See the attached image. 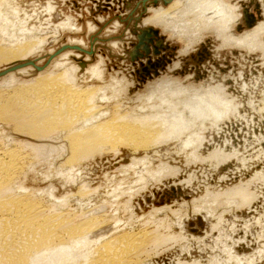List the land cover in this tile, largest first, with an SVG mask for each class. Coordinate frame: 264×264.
<instances>
[{"label":"rangeland","instance_id":"1","mask_svg":"<svg viewBox=\"0 0 264 264\" xmlns=\"http://www.w3.org/2000/svg\"><path fill=\"white\" fill-rule=\"evenodd\" d=\"M21 1H23L21 6L27 10L26 12L33 11V14L42 12L40 10L43 9V5L45 11L42 13L41 22L49 23V31H53L52 26L56 28L65 22H68L69 25H64L60 28L61 30L58 29L57 34L51 33V35H58H52L55 40L52 37L53 42H49L50 39L44 49L39 48L38 51H41L38 55L29 57L34 61V65L43 69L37 72L36 66L25 65L10 72L14 73L17 80H31L42 71L47 70L62 71L61 66L65 69L68 66L74 68L76 75H79L83 70L84 77L81 79L83 82L79 85L104 86L105 97L103 98H109V101L105 102L97 99V104L103 105L102 110H109L108 116L104 115L102 120L106 121L114 115V104H119L120 112V108L123 106L128 111L137 112L141 110L146 112L153 107V113L160 116L164 115L169 118L173 112L174 116L171 117L173 124L176 123L175 129H177L173 132L174 136L172 134L170 137V139L174 137V140L169 139L167 144L160 145H165L161 151L159 148H154L152 151L134 153L132 150L135 146H126V144L121 146L115 142L113 147L117 149L116 151L104 150L89 160H86L85 157L82 162H79L80 168L71 167L70 162L74 161L71 158L70 150L69 155L65 151L59 155L54 153L52 159L46 160L48 162H41L36 167V171L55 170V173L52 172L50 177L48 174L47 179L40 174L29 187H33L32 190L42 187L44 189L52 184L50 189L53 191V196L56 199H61L76 191L77 187L74 184L85 182L90 190L99 188L91 190L90 201L83 204L84 210L88 212L90 207L87 205H94L93 207L99 213L107 214L112 224L115 222L118 225L119 231L122 229L136 230L146 224L149 226L148 221L164 220L165 218L164 222L167 223L165 228L168 227V229L160 228V232L165 231L173 235L182 232V235L186 236L183 237L187 241L185 239L170 240L167 244L156 246L155 251H157L151 255L149 260L145 261V264H177L178 262L183 264H264V33L255 36L260 44L254 42H250L252 43L250 44V36H248L252 34L249 33L251 29L259 23H264V12L261 13L262 19L258 20L253 28H244L238 31L237 25L242 24L241 11L245 18L246 13L255 14L257 10L253 4H247L245 7L241 5L250 0H218L219 3L222 2L221 4L217 0H184V2L181 0L180 4L182 5H175L168 10V14L175 17H171V19L169 15H166L164 18H155L154 20L157 22L154 24L152 22L153 9L160 8V6L166 8L169 4L156 7L146 5V11L141 13L142 10H139L141 16L137 25L142 22L143 28L158 29L159 35L165 39L164 42L168 46H176V48H174L175 51L166 50L163 53L164 61L170 62L171 60L168 64L165 62L164 70L163 68L158 70L157 68L162 65L156 63L153 73L149 69V72L145 74L137 66H146L147 60L150 59L141 61L142 63L137 66L136 63L127 64L123 60V50H130L129 54L132 53L133 45L137 42L131 41L132 38L129 37L131 32L127 27L139 13L136 12L135 4L130 6L132 0H18L16 4ZM254 1L261 4L259 0ZM33 2L38 4L35 5ZM229 5L232 7L230 11L223 10L225 6ZM35 6L37 7L35 8ZM39 7L42 9L38 11ZM262 9L264 11V5ZM184 11L186 12L184 13ZM232 13L235 15L234 17ZM200 15L202 17H199ZM27 23L29 25V22ZM34 24L32 23V25ZM172 27L179 31L176 35H172ZM47 34L50 35V32ZM167 38L169 42H166ZM187 38L189 39L186 40ZM207 40L210 41V59L200 65L201 71L205 70V75L197 78L194 70L181 74L180 71L184 67L182 59L186 60L190 54L196 53L199 46L206 43ZM154 43L158 44L155 40ZM65 44L79 46L91 53L65 49L54 55L58 48ZM149 47L152 50L151 45ZM139 51L143 52L142 49ZM200 52L199 50V54ZM168 53H172L173 56L168 58ZM50 55L53 56L50 58ZM145 55L144 52L143 56ZM151 55V58L154 57L153 54ZM138 58L142 59L141 56ZM15 60L19 59H9L4 61V64ZM134 65L135 67H133ZM95 67L102 73L100 76L91 77L90 74ZM21 69H26L28 72H19ZM137 70L141 72L140 75ZM163 81H166L164 86L160 83ZM154 84L159 87L154 88L153 96L149 94L151 89L149 87ZM211 89H219L215 93L222 94L223 102L220 101L219 104L209 96L210 101H207L206 97L203 100L202 98L198 99L201 97L200 93L206 96L208 95L207 91ZM162 95L164 96L162 97ZM184 99L189 101L184 103ZM188 105L190 106L188 107ZM18 118H21L23 123L22 130H18V132H25L30 138L48 129L55 130V127L48 123V125L33 126L39 118L36 113ZM4 124L9 127V131H14V123L4 122ZM30 125L32 126L30 127ZM63 131L69 132L64 129L61 132ZM175 136L178 137L175 138ZM141 150L144 149L141 148ZM147 156H150L151 159H148ZM57 161H61V164L53 167L52 165ZM66 166L70 168V171L64 179L62 176L66 174ZM73 174L78 176L73 177ZM42 178H44L43 181ZM143 179L144 181H142ZM137 182L138 184L142 182V184L138 185ZM176 189L186 192L182 195H173L172 198L166 197L167 199H162L160 202L145 200V196L153 198V193L156 191L167 190L175 194ZM117 190L121 191L117 192ZM235 190H246L248 195L246 194L245 197L251 202H241L237 198L234 200L228 198V200L227 197H224L227 192L234 193ZM95 191L96 193H94ZM152 209L153 214H151ZM102 211L104 212L102 213ZM172 211L177 212L175 214ZM122 232L124 231L119 233Z\"/></svg>","mask_w":264,"mask_h":264},{"label":"bare ground","instance_id":"2","mask_svg":"<svg viewBox=\"0 0 264 264\" xmlns=\"http://www.w3.org/2000/svg\"><path fill=\"white\" fill-rule=\"evenodd\" d=\"M17 1L18 0H0V64L3 63L2 66H0V72H3L0 75V116H1L0 118V264H145V261L149 260L150 257H152L151 255L157 251V250L155 251V249L157 248L156 246L159 247V244L160 245L167 244V242L170 240L172 241V240L185 239L184 237L186 236L182 235V232L177 233V235H173L172 233L165 231L160 232L161 230L160 228L164 229L165 224H167L164 222L165 218L164 220L157 219L156 221L153 220L150 222L148 221V223H150L149 226L147 224L145 226L144 223L143 224L144 226L141 225L142 227L141 228L139 227L136 230L122 229L121 231L124 232L119 233L121 231H119L118 225L115 222L113 224L111 223L112 221L107 217V214L103 213L105 210L102 211L103 214H101L97 211L95 207H93L94 205L91 206L90 204L87 205L88 207H90L88 209L89 211L87 212L86 210H84L85 206L83 204L90 201L89 194L93 190L99 188V187H96V189L91 188L92 190L91 191L90 188H88V184H86L85 182H80L77 184L73 183L77 187L76 191L75 192L73 191V193L71 192L69 196L63 197L61 199L60 198L56 199L53 196V191L52 189H50L52 184L51 185L49 184V186L47 185L48 189L47 188L42 189L43 187L41 186L42 188H36L32 190L31 188L33 187H29V186L33 184L32 183L33 181H36V179L38 178V176H40V174L44 175L45 176L44 178L47 179L48 174L50 177V174L52 172L55 173V170L54 171L51 170L50 172H42L41 170L36 171L37 169L36 167L39 166L41 162H45L46 160L52 159L51 157L54 153H57V155H59L62 153V151H65L69 155V150H70L71 158L75 162V163L70 162L71 167L80 168L81 166L79 165V162H82V160H84L85 157L87 158L86 160H89L92 156H95V154H101L104 150L111 149L112 151L114 150L116 151L117 149L113 147V144L115 142L121 144V146H124L125 144L126 146H131V145L135 146L134 150H132L134 153L140 151L148 152L150 150L151 151L154 150V148L156 149L159 148V150L161 151L163 148H165L163 147L165 145L163 146L160 145L167 144L171 139L174 140V137L170 139L174 130H177L175 129L174 126L176 123L173 124V119H172L174 114H172L173 112H171L172 117L169 116V118L168 116H164V115L160 116L159 114L157 115L153 113V107H151V109H149L146 112L143 110L137 112L133 110L128 111L126 110L127 108L123 106L124 108L123 107L120 108L121 109L120 112L119 104H114L113 106L114 115L109 119H107L106 121L102 120L103 116L107 115L109 112V110L101 109L103 105H101L100 103L99 105L97 104L98 98L104 102L109 99L108 97L103 98L105 97L104 86L86 85V84L79 85L82 84L83 82V80L81 79H83L84 77L83 76L84 73H82L84 71L82 70V72H80L79 75H76L74 73V68L69 66L66 69L61 66L60 69H62V71L61 70L42 71L40 74L36 75L34 79L31 80H27V81L17 80L18 78L14 75V73H10V72L19 69L21 67H24L25 65L33 66L35 63L33 60H30L29 57H32L33 55L36 54L38 55V53H40L41 51V50L38 51L39 48L44 49L45 45L48 43L50 39L51 40L49 42H53L55 40L53 36H58V35H53V34L55 33L57 34L58 29L61 30L60 28L64 27V25L65 26L69 25L68 22H65L66 24L65 23L60 24L56 28L55 26L54 27L52 26L53 28L51 27V29L53 31H49L48 30L50 26L48 25L49 23L47 24L41 22V18L43 17L42 13L43 11H45L43 10L44 9L43 5H42L43 9L40 7L38 9V11L42 9L40 10L42 12L33 14L32 13L33 11L26 12L27 10H25V8L21 6L22 5L21 3H23V1L16 4ZM132 1L133 2H131L130 6H134L135 4L136 7L135 9H137L136 10L137 13L139 12V10H142L141 13L146 11V5L147 6L153 5V7H156L158 5L167 6L169 4L166 8H161L160 6V8L158 7L153 9L154 17L152 18L153 21L151 20L153 24L157 22L156 20H154L155 18L160 19V18H164V16L166 15L168 16L169 9H171L175 5L180 4V2L182 3L181 0H132ZM259 1H261V4L259 2H255L254 0H250L249 2L247 1L241 4L244 7L247 4H253V6L254 5L256 6L257 10L255 11V14H252L251 12V15H253L255 18V21L251 25H249L245 21L244 14L241 11L242 24L237 25L238 31H241L244 28L251 29L256 25L258 20L262 19L261 13L264 12L262 9L264 5V0H259ZM33 3L35 4V2ZM201 6H203V4ZM36 7L37 6H35V8ZM175 9L177 10V8ZM230 9H232V7L229 5V6H225L223 10L230 11ZM177 12L179 13V11ZM185 12L186 11H184V13ZM133 13L136 14L135 12ZM195 15L197 14L195 13ZM140 16L141 14L139 12L138 15L136 14V16L134 17V21L132 23L129 22L127 26L128 30H130L131 32V35L129 34L127 35H129V37L132 38L131 41L134 42L135 41L138 42L140 40L139 39L140 33L144 29L146 30L150 28L153 31V27L143 28L144 25H142V22L138 24L140 26L137 25V22L140 21ZM202 16L200 15L199 17ZM234 16L235 15L233 14V17ZM171 17L173 18L175 16H170V18ZM148 18L150 19L151 16ZM236 18L238 17L236 16ZM236 18L233 19L236 20ZM26 21L29 22V25ZM32 23L35 24L32 25ZM263 26L264 23H259L255 28L249 31V33L251 32L252 34L247 33L249 34L248 36H250L249 43L250 42H254L256 44L259 43L258 39L256 40L257 37L255 38V36L264 33ZM155 31L156 33L150 32V38L146 40L147 45L148 46L151 45L152 50L149 47V52L145 56L141 57L142 58L141 60L138 57L131 60L130 59L131 53L129 54L130 50L129 51L123 50L124 52L123 60L127 64L130 63L133 65L134 63H136L135 65L137 66L140 63H142L141 61L150 59L149 61H151L152 63L148 65V69H150V72L153 73V67L156 65V63L162 65L161 67L159 66L157 68L158 70L159 68L161 69L163 68L164 70L166 64L171 62V60L170 62L164 61L165 55L163 53L166 52V50L173 51L174 48H176V46H171V47L168 46V44L164 42L165 40L164 37L162 35H159L158 29H156ZM48 32H50V35L47 34ZM137 32H139V34H136ZM178 32L179 31L177 30V28L172 27L171 29L172 35H176ZM51 33H53L52 34L53 36L51 35ZM52 37L54 38V40ZM188 39L189 38H187L186 40ZM154 40L158 42V44L154 43ZM231 40L233 41L232 38ZM127 41L129 40L127 39ZM137 42L134 43L133 49H136L135 45L137 44ZM166 42H169L168 38L166 39ZM209 46H210V41L207 40L206 43H202L199 46L196 53L190 54L189 57H186V60L182 59V61H184L183 64L184 67L183 70L180 71V73L183 74L184 72L194 70V72L197 75V78L205 75L206 72L205 70L201 71L200 65L203 64L205 60L210 59L211 52L209 50ZM141 47L137 48V50L142 49L144 52V49ZM154 48L157 50V53H154ZM65 49H75L77 51L85 52L88 54L91 53L89 51L80 48L79 46L65 44L59 47L54 55L59 54ZM199 50L201 51L200 54H199ZM151 54H153L154 57L151 58L152 56ZM52 56L53 55H50V58ZM172 56H173L172 53L167 54L168 58ZM22 57L23 58L26 57V59H23ZM159 57H161V59H159ZM14 58H17L19 60H15L11 62L9 61L7 62V64H4V61L6 60L8 61L9 59L12 60ZM153 59H154V63H153ZM135 65L133 67H135ZM189 65H190V69H189ZM35 66L36 65H34L33 67ZM35 69L37 70V72H39L38 70H42L43 68L40 66H36ZM19 72L26 73L28 71L26 69H21ZM101 73H102L101 70L95 67L90 75H92L91 77L100 76ZM79 81H81V83H79ZM160 83H162L161 84L162 86H164V84L166 85V81ZM157 84L151 85L149 87L151 88L149 92L150 95H153V90H155L154 88L157 86ZM217 90L211 89L207 91L208 95L206 96L200 93L201 97L198 99L201 100L202 98L203 100V98L206 97L207 101H210V99L208 98L209 96L211 97L212 100L218 101L220 104V101L223 102L222 99L223 96H221L222 94L220 95L217 92L215 93V91ZM173 91L175 90L173 89ZM153 96H151V98H153ZM163 96L164 95H162V97ZM187 101L189 100L187 99L183 100L184 103ZM213 104L216 105V103ZM189 106L190 105H188V107ZM32 113H36L37 116L39 117L37 118L36 120L37 122L33 124V126L36 127L39 124H43V125L51 124L53 125V127H55V130L48 129L43 133L41 132L35 134V136L32 138L28 137L25 134V132H18V130H22L21 128L23 125L22 121L20 120L21 118L18 117H22V118L28 117ZM4 122H10L11 124L14 123V128H15L14 131L12 132L9 131V127H7V125H5ZM31 126L32 125H30V127ZM57 126L58 128H56ZM63 129L69 130V132L66 131L61 132ZM177 137L175 136V138ZM141 148L144 150H141ZM149 157L148 159H151ZM143 160L146 159L143 158ZM58 164H61V161H57V163H54V165L52 166L54 167L55 165ZM69 171L70 168L66 166L65 167L66 174L64 175L62 174L63 175L62 177H64V179H66L65 175H67ZM76 176L78 175L73 174V177ZM44 178H42L41 180L43 181ZM142 181H144V179ZM63 184H65V182ZM139 184H142V182ZM121 190H117V192ZM185 192L186 191L184 190L179 191V189H176L175 194L172 192L170 193L169 191L166 190L162 192H157V191L154 192L153 198L145 195L144 196L147 202H151V201L160 202L162 199L163 200L167 199L166 197L172 198L173 195H182ZM94 193H96V191ZM126 193L128 194V192ZM246 194H247L246 190L245 191L235 190L234 193L227 192L226 196L224 197H227V199L231 198L230 200H232V198L233 200L237 198L241 202H247V201L249 202V200H247L245 197ZM153 212L154 211L152 209L151 214H153ZM176 212L177 211H172V213L175 214ZM167 229L165 228V230ZM177 264H183V263L178 262Z\"/></svg>","mask_w":264,"mask_h":264},{"label":"water","instance_id":"3","mask_svg":"<svg viewBox=\"0 0 264 264\" xmlns=\"http://www.w3.org/2000/svg\"><path fill=\"white\" fill-rule=\"evenodd\" d=\"M245 21L249 24V25H251L254 21H255V18H254V16L253 15H251V14H247L246 13V15H245ZM150 32H155L156 33V31L155 30H151L150 28H148V29H144L141 33H140V37H139V39L141 40H139L138 42H137V44L135 45L136 46V49H134V51H132V53H131V57H130V59L131 60H133V59H135L136 57H142L143 56V53L145 52L146 54L149 52V48H148V45H147V43H146V40H148V38H150ZM141 45H142V47H141ZM139 47H141V48H143L144 49V52L142 53V52H140L139 50H137V48H139ZM154 53H157V50L154 48ZM152 62L151 61H149V60H147V63H146V66H140L139 67V69H140V71H144L145 72V74H147V72H149V69H148V65H150ZM157 67V66H156ZM138 72V74L140 75V73L141 72H139V70H137ZM3 72H0V75L2 74Z\"/></svg>","mask_w":264,"mask_h":264},{"label":"crops","instance_id":"4","mask_svg":"<svg viewBox=\"0 0 264 264\" xmlns=\"http://www.w3.org/2000/svg\"><path fill=\"white\" fill-rule=\"evenodd\" d=\"M263 28H264V26H263Z\"/></svg>","mask_w":264,"mask_h":264}]
</instances>
